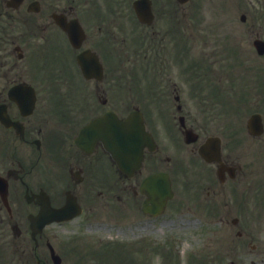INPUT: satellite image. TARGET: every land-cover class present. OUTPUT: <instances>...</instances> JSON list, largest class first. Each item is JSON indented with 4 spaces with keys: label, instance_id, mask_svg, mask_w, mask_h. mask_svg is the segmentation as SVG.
Listing matches in <instances>:
<instances>
[{
    "label": "flooded vegetation",
    "instance_id": "1",
    "mask_svg": "<svg viewBox=\"0 0 264 264\" xmlns=\"http://www.w3.org/2000/svg\"><path fill=\"white\" fill-rule=\"evenodd\" d=\"M134 1L0 0V243L9 237L2 264L9 247L19 253L11 264H55L46 256L55 227H114L105 211L139 210L131 225L147 231L142 184L157 172L170 177L175 192L166 208L187 210L189 220L207 226L225 223L240 240L249 236L243 230L253 207L262 241L251 252L264 264V25L241 12L239 30L209 27L203 38L202 23L185 6L191 0H141L149 3L145 21ZM123 30L135 44L127 71L119 55ZM80 31L82 38L70 39ZM84 49L99 53L100 78L81 74L76 56ZM138 64L146 71L135 70ZM107 110L120 119L143 114L151 141L132 175L102 140L75 143L79 129ZM238 144L253 156L245 165ZM46 205L78 213L36 230ZM162 242L168 249L169 238ZM145 246L136 264H153L159 247Z\"/></svg>",
    "mask_w": 264,
    "mask_h": 264
},
{
    "label": "rangeland",
    "instance_id": "2",
    "mask_svg": "<svg viewBox=\"0 0 264 264\" xmlns=\"http://www.w3.org/2000/svg\"><path fill=\"white\" fill-rule=\"evenodd\" d=\"M185 6H190V10L192 11L193 15L200 20L202 23V37L209 38L210 33H207V28L214 27L218 31L225 32L229 29H236L237 31L240 29V22L238 20L239 14L241 12H245L248 18V22H254L255 26L259 27L260 24L263 23L264 25V0H198L194 2L191 0ZM220 24V26H217ZM231 24V25H230ZM239 26V27H238ZM126 40V54L133 55V48L131 45V40L128 35L127 30H123ZM136 33L138 31H135ZM135 32H129L130 34H134ZM232 39H237L236 34L230 35ZM238 156L240 157V162L245 165L249 161L253 159L252 154H248L245 146L243 144L237 145ZM110 182L112 180L110 179ZM111 200L116 202V197H111ZM105 216L108 219L113 220L116 222V219H124L125 216L128 214H114L113 211L107 212L105 211ZM135 211H131L132 213ZM120 217V218H119ZM231 217V215L229 216ZM247 223L249 224L250 234L248 237L243 239V243L241 244L238 240L233 237V233L235 229H230L226 227L225 230V223H223V228L219 229L216 224L212 226V231L202 230L203 234H201L200 239H196L197 235L190 234L185 232L183 229L182 233L179 231L176 232L177 228L171 234V236L181 235L182 243L179 244L180 249V259L183 261L181 264H197L196 261L199 259L208 260V255L217 256V262L212 261V264H217L219 258L221 257L223 263L228 264L230 261H233L234 264H258L259 258L262 254L259 253H252L251 251L246 253L248 250V246L252 243H249L250 240L253 241L255 244L259 243V240L262 239L259 236V216H249L247 217ZM159 225V222L156 223ZM76 228L69 224L68 226H64L58 229V233L56 235V242L58 246L61 245L62 247V255L64 256V264H73L76 262H80L81 264H136V262L144 261L145 260V253L140 252L142 247H156L154 243L150 240H144L138 243H121L119 240L111 241L114 242L111 245L105 243V240L108 239H116V238H125L126 236H116L114 235V231L107 232L104 230L99 231L98 236H80V237H72L74 235L73 230ZM174 228H171V230ZM210 230V229H208ZM127 235L132 234L133 228L127 230ZM154 233L158 234L159 230H153ZM154 233L152 236L154 237ZM180 237V236H179ZM110 241V240H108ZM123 241H125L123 239ZM174 240H172V248L175 250L173 246ZM195 245L193 247L200 248V255H196L193 253H188L190 249L188 247ZM239 247L237 248V246ZM65 246H69L71 250ZM126 246V247H120ZM130 246H137L139 247L138 251H134L130 249ZM170 246H168L169 248ZM187 249H183L186 248ZM155 250V249H154ZM177 250V249H176ZM240 250H243L241 252ZM179 251V250H177ZM153 252V251H152ZM169 249H163V247H159L158 253H152L151 261L155 262L156 264H164V262L168 263L169 260L165 259L169 255ZM224 257V259H223ZM34 261V259H32Z\"/></svg>",
    "mask_w": 264,
    "mask_h": 264
},
{
    "label": "water",
    "instance_id": "3",
    "mask_svg": "<svg viewBox=\"0 0 264 264\" xmlns=\"http://www.w3.org/2000/svg\"><path fill=\"white\" fill-rule=\"evenodd\" d=\"M108 115H107V118L104 117L102 119H98L97 122H106L108 120ZM109 122V121H108ZM107 122V123H108ZM111 126H118L119 127V123L116 122L115 124V121L114 119L111 120L110 122ZM121 129H123V132H121V137L119 135H115V131L114 129H109L108 131H106L103 135H101L102 139H106L107 138V143H109L111 146L110 148H112V152L114 153V156L118 155L119 157H121V162H122V159H124V161L126 162H129L128 164L127 163H124L122 162L123 166H129L131 164H137L138 163V160H139V156H140V153H137L139 151V141L140 139H138V135H136V124L134 123H125V124H122L120 125ZM118 139H122L121 140V148H119L118 151H116L114 149V142H116V140ZM120 154H118V153ZM132 152H136L137 154L135 156H132L131 159H128V158H124V156H127V154H133ZM134 155V154H133ZM156 178L154 177H150L149 180H152L151 182L154 183V180ZM153 187H155V185H153Z\"/></svg>",
    "mask_w": 264,
    "mask_h": 264
}]
</instances>
